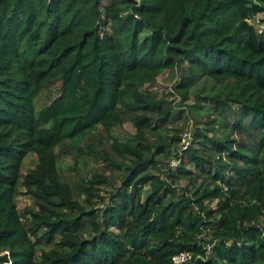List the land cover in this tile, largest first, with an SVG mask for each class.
I'll list each match as a JSON object with an SVG mask.
<instances>
[{
    "label": "trees",
    "instance_id": "trees-1",
    "mask_svg": "<svg viewBox=\"0 0 264 264\" xmlns=\"http://www.w3.org/2000/svg\"><path fill=\"white\" fill-rule=\"evenodd\" d=\"M262 13L264 0H0V264H176L183 251L264 264ZM125 122L135 133L120 138ZM99 136L109 148L88 153L105 170L65 180L57 148L80 157Z\"/></svg>",
    "mask_w": 264,
    "mask_h": 264
},
{
    "label": "rangeland",
    "instance_id": "rangeland-1",
    "mask_svg": "<svg viewBox=\"0 0 264 264\" xmlns=\"http://www.w3.org/2000/svg\"><path fill=\"white\" fill-rule=\"evenodd\" d=\"M264 18V13L259 15V20ZM258 21V20H257ZM178 77H175V75L167 70L163 74H161L157 80V82L154 84V89L161 92L163 95H168L173 93V85ZM203 86V83L201 81V87ZM57 90L56 87L51 89V91L47 90L46 93L39 99V106L42 107L46 105L54 96H56ZM172 98L175 99L177 105H181L182 98L181 95L175 93L173 94ZM195 99L192 97L190 100L186 102H182V108H184L186 105L193 104ZM180 108V106H178ZM186 120V116L184 117L183 121ZM187 129L185 130L187 132V135L184 136L186 139L183 141L182 144H188L190 141V135L191 131L194 128V123L190 122L186 125ZM184 131V132H185ZM135 133V128L131 122H125L124 125L115 128V134L119 136L120 138H125L126 136ZM85 146L86 153L83 156H77V151L72 150L69 148H57L58 153V159L60 162V168L61 173L63 175V178L69 182H71L73 185L80 182L82 178L91 176L95 170L104 171L105 170V164L99 160H96L93 158L91 153L89 152V146H93L97 150H101L102 148H109V141L106 137L99 136L98 138L94 140H89L86 143H83ZM175 160H173L174 162ZM37 162V156L35 153H30L27 158L25 159L24 164V173H26L29 169L34 167V165ZM176 162V161H175ZM110 188L103 186L102 194L108 193ZM18 207L19 210L26 214V208L36 207V202L32 195L25 192V189H21V193L18 196Z\"/></svg>",
    "mask_w": 264,
    "mask_h": 264
},
{
    "label": "built area",
    "instance_id": "built-area-1",
    "mask_svg": "<svg viewBox=\"0 0 264 264\" xmlns=\"http://www.w3.org/2000/svg\"><path fill=\"white\" fill-rule=\"evenodd\" d=\"M173 164H176V162L174 161ZM192 260L193 254L190 251H183L174 256V262L176 264H191Z\"/></svg>",
    "mask_w": 264,
    "mask_h": 264
}]
</instances>
